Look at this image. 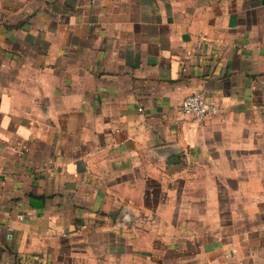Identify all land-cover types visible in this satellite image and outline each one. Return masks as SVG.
Listing matches in <instances>:
<instances>
[{"label": "crops", "instance_id": "crops-1", "mask_svg": "<svg viewBox=\"0 0 264 264\" xmlns=\"http://www.w3.org/2000/svg\"><path fill=\"white\" fill-rule=\"evenodd\" d=\"M0 264H264V0H0Z\"/></svg>", "mask_w": 264, "mask_h": 264}, {"label": "built area", "instance_id": "built-area-1", "mask_svg": "<svg viewBox=\"0 0 264 264\" xmlns=\"http://www.w3.org/2000/svg\"><path fill=\"white\" fill-rule=\"evenodd\" d=\"M184 114L194 118H206L218 115L219 107L206 99L200 91L187 95L182 102Z\"/></svg>", "mask_w": 264, "mask_h": 264}]
</instances>
